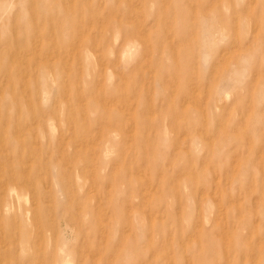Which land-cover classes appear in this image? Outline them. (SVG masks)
<instances>
[{
    "label": "rangeland",
    "instance_id": "1",
    "mask_svg": "<svg viewBox=\"0 0 264 264\" xmlns=\"http://www.w3.org/2000/svg\"><path fill=\"white\" fill-rule=\"evenodd\" d=\"M0 134V264H264V0H0Z\"/></svg>",
    "mask_w": 264,
    "mask_h": 264
},
{
    "label": "bare ground",
    "instance_id": "2",
    "mask_svg": "<svg viewBox=\"0 0 264 264\" xmlns=\"http://www.w3.org/2000/svg\"><path fill=\"white\" fill-rule=\"evenodd\" d=\"M235 29H236V28H235ZM15 42H16V41H15ZM21 44H22V43H21ZM23 45H24V44H23ZM16 47L18 48V46H16ZM36 47H37V46H36ZM37 48H38V47H37ZM18 49H19V48H18ZM28 49H29V48H28ZM89 49H90V47H89ZM25 51H26V49H25ZM29 51H30V50H29ZM33 51H34V50H33ZM33 51H32V52H33ZM58 51H59V50H58ZM27 52H28V51H27ZM36 52H37V51H36ZM54 52H55V51H54ZM49 53H50V52H49ZM49 53H48V54H49ZM91 53H92V51H91ZM21 54H22V53H21ZM32 54H33V53H32ZM52 54H53V53H52ZM53 55H54V54H53ZM59 55H60V54H59ZM63 55H64V54H63ZM78 55H79V54H78ZM16 56H17V54H16ZM24 56H25V55H24ZM64 56H65V55H64ZM14 58H15V56H14ZM33 58H34V57H33ZM55 58H56V57H55ZM18 59H19V58H18ZM53 59H54V58H53ZM75 59H76V58H75ZM15 60H16V59H15ZM25 60H26V59H24V61H25ZM27 60H28V59H27ZM62 60H64V59H62ZM67 60H68V59H67ZM67 60H66V61H67ZM77 60H78V58H77ZM11 61L13 62V60H11ZM29 61H30V60H29ZM40 61H41V60H40ZM48 62H49V61H48ZM52 62H53V61H52ZM56 62H57V61H56ZM67 63H68V62H67ZM69 63H70V62H69ZM76 63H77V62H76ZM24 64H25V63H24ZM53 64H54V62H53ZM55 64H56V63H55ZM57 64H58V62H57ZM62 64H63V62H62ZM80 64H81V63H80ZM22 65H23V64H22ZM56 66H57V65H56ZM67 66H68V65H67ZM64 67H65V66H64ZM69 67H70V66H69ZM52 68H53V67H52ZM80 68H81V67H79V69H80ZM49 69H50V68H49ZM36 72H37V71H36ZM24 74H25V73H24ZM36 74H37V73H35V75H36ZM32 75H33V74H32ZM51 75H52V74H51ZM35 78H37V77H35ZM35 80H36V79H35ZM35 85H36V84H35ZM35 87H36V86H35ZM41 95H42V93H41ZM30 97H31V96H30ZM33 98H34V97H33ZM40 98H41V97H40ZM105 99H106V98H105ZM110 99H111V98H110ZM110 99H109L108 102L111 101ZM29 100H30V98H29ZM37 100H39V98H38ZM103 100H104V99H103ZM27 101H28V100H27ZM41 101H42V100H41ZM104 103H106V102L104 101ZM117 105H118V104H117ZM114 107H115V106H114ZM117 107H118V106H117ZM111 108H112V106H111ZM111 112H112V110H111ZM46 117H47V116H46ZM6 119H7V118H6ZM40 120H41V119H40ZM4 121H5V120H4ZM36 121H37V120H36ZM6 122H7V120L4 122V124H6ZM8 122H9V121H8ZM49 123H50V122H49ZM47 124H48V123H47ZM2 126H4V125H1V127H2ZM5 126H6V125H5ZM39 126H41V125H39ZM39 126H38V127H39ZM108 126H110V125H108ZM6 127H7V126H6ZM110 127H111V126H110ZM4 128H5V127H4ZM4 128H3V129H4ZM51 128H53V127H51ZM114 128H115V127H114ZM114 128H113V129H114ZM1 129H2V128H1ZM18 129H19V128H18ZM110 129H111V128H110ZM113 129H112V130H113ZM117 129H118V128H117ZM112 130H111V132H113ZM114 130H115V129H114ZM5 131H6V130H5ZM5 131H4V132H5ZM19 131H20V129H19ZM108 131H109V130H108ZM116 131H117V130H116ZM116 131H115V132H116ZM17 132H18V131H17ZM109 132H110V131H109ZM32 133H33V132H32ZM18 134H20V133H18ZM21 134H22V133H21ZM33 134H34V133H33ZM0 135H1V134H0ZM35 135H36V134H35ZM109 135H110V133H109ZM22 136H23V135H22ZM26 136H27V135H26ZM1 138H2V137H0V139H1ZM15 138H16V137H15ZM26 138H27V137H26ZM26 138H25V139H26ZM38 138H39V137H38ZM7 139H8V138H7ZM107 139H108V138H107ZM110 139H112V138H110ZM13 140H15V139H13ZM5 141H6V140H5ZM5 141H4V142H5ZM15 141H16V140H15ZM46 141H47V140H46ZM108 142H110V141H108ZM1 143L3 144L2 141H1ZM15 143H17V142H15ZM24 143H25V141H24ZM47 143H48V142H47ZM32 144H33V141H32ZM40 144H41V143H40ZM4 145H5V144H4ZM16 145H17V144H16ZM35 145H36V144H35ZM38 145H39V144H38ZM75 145H76V144H75ZM75 145H72V146H75ZM26 146H27V145H26ZM67 146H68V145H67ZM4 147H5V146H4ZM23 147H24V146H23ZM76 147H77V146H76ZM0 148H1V147H0ZM5 149H6V148H5ZM27 149H28V148H27ZM62 150H63V148H62ZM27 154H28V153H27ZM32 154H33V153H32ZM18 155H20V154H18ZM24 155H25V154H24ZM8 156H9V155H8ZM26 157H27V156H26ZM26 157H25V158H26ZM12 159H13V158H12ZM24 160H26V159H24ZM24 160H23V161H24ZM11 161H12V160H11ZM27 161H28V160H27ZM2 162H3V161H2ZM28 162H29V161H28ZM0 164H2V163H0ZM3 165H4V163H3ZM30 165H31V163H30ZM111 166H112V165H111ZM3 168H5V167H3ZM5 169H6V168H5ZM7 169H8V168H7ZM28 169H29V168H28ZM28 171H29V170H28ZM32 171H33V170H32ZM32 171H31V172H32ZM79 178H80V177H79ZM26 179H27V178H26ZM47 181H48V180H47ZM28 182H29V180L27 181V183H28ZM31 182H32V181H31ZM31 182L29 183V185H30V184H33V183H31ZM34 182H36V181H34ZM6 183H7V182H6ZM19 183H20V182H19ZM50 183L52 184V182H50ZM50 183H49V184H50ZM10 184H11V183H10ZM10 184H9V185H10ZM13 184H14V183H13ZM35 184H36V183H35ZM14 185H15V184H14ZM12 186H13V185H12ZM14 187H15V186H14ZM34 187H35V186H34ZM75 188H76V187H75ZM17 189H18V187H17ZM20 189H21V188H20ZM14 190H15V189H14ZM14 190H13V191H14ZM49 191H50V188H49ZM56 191H57V190H56ZM26 192H27V190H26ZM58 192H59V191H58ZM11 193H12V192H11ZM51 194H52V193H51ZM62 194H63V193H62ZM62 194H61V195H62ZM33 195H34V194H33ZM46 195H47V194H46ZM88 196H89V195H88ZM28 197H29V195H28ZM30 198H31V197H29V199H30ZM48 198H49V196H48ZM34 200H35V199H34ZM38 200H39V199H38ZM45 200H46V199H45ZM45 200H44V201H45ZM51 200H52V199H51ZM47 203H48V202H47ZM52 204H53V203H52ZM52 204H51V206H52ZM36 205H37V204H36ZM101 205H102V204H101ZM6 207H7V206H6ZM6 207H5V208H6ZM46 207H47V204H46ZM3 208H4V207H3ZM5 208H4V209H5ZM52 208H53V206H52ZM49 210H50V208H49ZM53 210H54V209H53ZM12 211H13V210H12ZM33 212H35V211H33ZM53 212H54V211H53ZM53 212H52V213H53ZM12 213H13V212H12ZM12 213H11V214H12ZM52 213H51V214H52ZM8 214H9V213H8ZM4 215H5V214H4ZM16 218H17V217H16ZM37 218H38V217H37ZM31 219H32V218H31ZM52 219H54V216H53ZM4 220H5V219H4ZM54 220H55V219H54ZM1 222H2V221H1ZM38 222H39V221H38ZM35 223H36V222H35ZM1 225H2V224H1ZM17 228H18V227H17ZM35 228H36V227H35ZM39 229H40V228H39ZM42 234H44V233H42ZM42 234H41V235H42ZM193 235H194V234H193ZM37 237H38V236H37ZM42 239L44 240V238H42ZM42 239H40V240H42ZM36 242H37V241H36ZM33 244H34V242H33ZM38 246H39V245H38ZM86 251H87V250H86ZM82 261H83V260H82ZM92 262H93V261H92ZM99 263H100V262H99Z\"/></svg>",
    "mask_w": 264,
    "mask_h": 264
}]
</instances>
